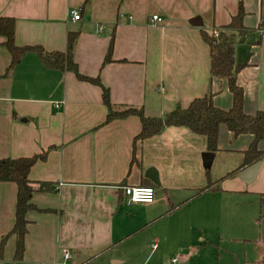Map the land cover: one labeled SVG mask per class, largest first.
<instances>
[{
    "label": "crops",
    "instance_id": "0c3cea01",
    "mask_svg": "<svg viewBox=\"0 0 264 264\" xmlns=\"http://www.w3.org/2000/svg\"><path fill=\"white\" fill-rule=\"evenodd\" d=\"M241 1L244 24L263 25L235 44L238 63L254 52L238 75L245 110L254 113L264 110V0ZM239 2L0 0V15L15 18L19 45L41 44L48 51H65L68 33L78 31L74 56L80 72L99 76L113 103L143 106L148 115L163 116L208 92L211 55L202 29L228 24ZM72 9H80V19H73ZM196 17L202 25L190 22ZM4 40L0 36V158L52 148L30 171L37 208L27 214L21 257L16 235L9 234L17 184L0 182V264H186L211 242L205 233L225 236L229 214L241 200L227 194L234 196L246 183L241 170L225 176L243 163L252 136L236 137L222 128L220 149L205 167V135L168 126L137 139L140 117L107 123L102 87L74 71L49 68L31 51L7 73L12 56ZM112 41V60L104 63ZM212 85L215 103L231 107L227 81L215 79ZM209 178H222L220 190L196 195ZM41 182L47 183L45 189ZM251 183L261 199L264 159ZM125 184L154 186V202L129 201ZM171 252L179 259L170 258ZM244 264H264V254Z\"/></svg>",
    "mask_w": 264,
    "mask_h": 264
},
{
    "label": "trees",
    "instance_id": "16d2710c",
    "mask_svg": "<svg viewBox=\"0 0 264 264\" xmlns=\"http://www.w3.org/2000/svg\"><path fill=\"white\" fill-rule=\"evenodd\" d=\"M88 1L86 0V2ZM245 15L246 9L240 0L237 13L228 24L213 27L211 30L202 29L203 39L209 45L211 55L209 90L205 95L195 98L187 107L178 105L163 116L148 115L143 106L113 103L110 89L102 83L99 76L91 77L81 73L74 56L75 43L79 37L78 31H70L68 33L65 51H48L41 44L19 45L16 42L15 18L0 15V36L4 37L3 43L12 56L7 73L27 52L31 51L38 53L43 63L49 68L74 71L79 79L102 87L103 100L108 107L107 123L130 115L140 117L142 128L136 136L137 139H147L160 133L168 126H185L196 134L205 135L207 138V149L216 152L220 149L219 143L222 128L227 129L236 137L244 134L252 136V140L244 150L243 163L225 176L230 177L238 174L245 167L264 159V148L260 147V143L264 139V110L259 109L254 113H248L245 110V90L238 80L239 73L250 64V58L254 52L251 49L245 62L238 63L235 59V44L238 41L247 40L253 32L260 30L263 25L261 24L256 28L247 27L244 24ZM214 29L219 30L218 35L214 33ZM112 48L113 41L110 44L104 63L112 60ZM215 79L227 81L232 95L231 107L223 108L215 103L212 89ZM51 148L49 147L43 152L32 156L0 158V182L13 181L17 184L16 219L14 227L9 232V234H15L17 237V257H21L25 250V236L29 223L27 214L30 210L37 208L32 202L34 181L30 178V171L37 161L46 158ZM209 172L210 170H207L208 174ZM221 179L213 181L209 178L207 184L198 188L195 194L200 195L208 191L220 190ZM40 184L42 189L46 188V182H41ZM261 197V201H264V194ZM7 235L3 236V242L6 240Z\"/></svg>",
    "mask_w": 264,
    "mask_h": 264
},
{
    "label": "rangeland",
    "instance_id": "374dc122",
    "mask_svg": "<svg viewBox=\"0 0 264 264\" xmlns=\"http://www.w3.org/2000/svg\"><path fill=\"white\" fill-rule=\"evenodd\" d=\"M244 185V189L234 196L227 194L228 198H241L238 207L229 214L227 224L230 222L231 226L226 225L229 231H225V236L205 233L211 242L191 254L186 264H244L264 254V201L254 183ZM170 254V258L177 256L176 252Z\"/></svg>",
    "mask_w": 264,
    "mask_h": 264
},
{
    "label": "built area",
    "instance_id": "2783aa9c",
    "mask_svg": "<svg viewBox=\"0 0 264 264\" xmlns=\"http://www.w3.org/2000/svg\"><path fill=\"white\" fill-rule=\"evenodd\" d=\"M71 13L73 15V19L78 20L81 18L80 9H72ZM153 19L160 20L161 18L158 15H153ZM214 33L218 35L219 30L214 29ZM122 188L129 201L152 203L155 200L156 190L154 186L125 184ZM67 257H69V254H67ZM173 261H175V259H173Z\"/></svg>",
    "mask_w": 264,
    "mask_h": 264
},
{
    "label": "water",
    "instance_id": "95a60500",
    "mask_svg": "<svg viewBox=\"0 0 264 264\" xmlns=\"http://www.w3.org/2000/svg\"><path fill=\"white\" fill-rule=\"evenodd\" d=\"M190 22L194 25H202L203 23L200 17H196L192 19ZM215 154L216 152H213V151H207L203 154L205 167H208V168L211 167ZM261 164H262V160H259L245 167L244 169H242L239 173L241 179H243V181H245L246 183H251L252 181H254L257 177ZM155 182L159 183L158 180H155Z\"/></svg>",
    "mask_w": 264,
    "mask_h": 264
}]
</instances>
